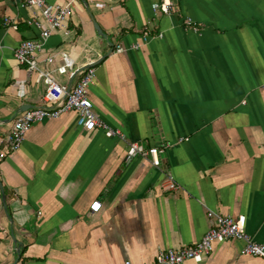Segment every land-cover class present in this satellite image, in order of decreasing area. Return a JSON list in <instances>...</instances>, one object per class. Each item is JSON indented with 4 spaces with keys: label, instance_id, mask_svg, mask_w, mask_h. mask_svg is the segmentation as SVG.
<instances>
[{
    "label": "crops",
    "instance_id": "crops-1",
    "mask_svg": "<svg viewBox=\"0 0 264 264\" xmlns=\"http://www.w3.org/2000/svg\"><path fill=\"white\" fill-rule=\"evenodd\" d=\"M21 1L0 0V264H150L158 249L199 241L207 209L243 217L264 246V0H172L168 14L154 13L158 0H49L73 12L67 34L42 43L39 66L60 64V51L76 69L95 63L88 97L124 139L86 131L68 111L32 124L10 152L13 120L46 88L13 55L40 33ZM54 76L67 88L76 78ZM129 142L157 147L160 164L126 159ZM242 245L217 241L180 264H264Z\"/></svg>",
    "mask_w": 264,
    "mask_h": 264
},
{
    "label": "built area",
    "instance_id": "built-area-1",
    "mask_svg": "<svg viewBox=\"0 0 264 264\" xmlns=\"http://www.w3.org/2000/svg\"><path fill=\"white\" fill-rule=\"evenodd\" d=\"M22 5L36 9L34 15L28 19L27 23L39 29L38 38H28L20 42L13 50V55L19 64L26 66L36 76L42 79L46 85L42 97V105L33 107L18 114L3 138L4 144L10 152L15 151L20 146L26 132L32 124L40 122L46 118H56L64 112L73 111L76 114V125L86 131H92L99 127L108 136H116L124 139V135L118 130L109 127L103 122L93 110L92 102L88 97V88L93 83L95 69L93 66H84L80 69L74 67V61L66 51H60L59 56L62 62L54 68H42L39 66L37 57L42 43L54 31L68 32V23L73 9L69 3L49 2V0H22ZM173 9L172 0H158L152 4L154 13L168 14ZM9 23V19H4ZM185 23L193 28L197 25L190 18L185 19ZM12 28H16L13 24ZM147 40V37H144ZM132 48H138V44H132ZM124 47L116 44L115 52H122ZM45 63H50L53 56L46 55L42 58ZM58 75H74L75 82L70 87L59 84L55 79ZM187 138H180V140ZM159 149L155 146H147L140 142H129L126 159H131L136 155L149 156L154 166L160 164ZM6 152L0 151V157H4ZM166 186L169 189H176L178 185L168 174ZM95 206V207H94ZM101 209V202L94 200L89 205L92 213ZM207 217L211 224L199 241L192 245L179 248H161L156 253L155 260L150 264H180L186 260L201 261L202 257L212 250L213 243L227 239H235L243 243L241 252L243 254L254 255L264 259V246L256 242L250 234L245 231L243 217L234 218L214 210L207 209ZM124 264H131L126 261Z\"/></svg>",
    "mask_w": 264,
    "mask_h": 264
},
{
    "label": "water",
    "instance_id": "water-1",
    "mask_svg": "<svg viewBox=\"0 0 264 264\" xmlns=\"http://www.w3.org/2000/svg\"><path fill=\"white\" fill-rule=\"evenodd\" d=\"M95 28H96L98 34L103 35V36L105 37L104 33H102V32L99 30V28H98L97 26H96ZM94 64H95V63H94ZM94 64H91V65L94 66ZM13 241H14V244H15V252H16L17 254H19V253H20V247H21V244H20V242H18L14 237H13ZM16 261H17V259L15 260V262H16ZM15 262H14L13 264H15Z\"/></svg>",
    "mask_w": 264,
    "mask_h": 264
},
{
    "label": "snow or ice",
    "instance_id": "snow-or-ice-1",
    "mask_svg": "<svg viewBox=\"0 0 264 264\" xmlns=\"http://www.w3.org/2000/svg\"><path fill=\"white\" fill-rule=\"evenodd\" d=\"M95 207V206H94Z\"/></svg>",
    "mask_w": 264,
    "mask_h": 264
}]
</instances>
